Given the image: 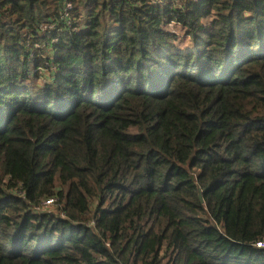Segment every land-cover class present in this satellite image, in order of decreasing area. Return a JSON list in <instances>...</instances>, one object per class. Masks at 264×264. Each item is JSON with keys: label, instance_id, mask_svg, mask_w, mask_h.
Returning a JSON list of instances; mask_svg holds the SVG:
<instances>
[{"label": "trees", "instance_id": "trees-1", "mask_svg": "<svg viewBox=\"0 0 264 264\" xmlns=\"http://www.w3.org/2000/svg\"><path fill=\"white\" fill-rule=\"evenodd\" d=\"M67 1L0 0V264H264V0Z\"/></svg>", "mask_w": 264, "mask_h": 264}, {"label": "built area", "instance_id": "built-area-1", "mask_svg": "<svg viewBox=\"0 0 264 264\" xmlns=\"http://www.w3.org/2000/svg\"><path fill=\"white\" fill-rule=\"evenodd\" d=\"M72 8H73V5L69 1L65 0V7L63 9V15L65 18L70 17ZM51 201L52 200H47L45 203L48 204V203H51ZM256 245L257 247H264V242L260 241Z\"/></svg>", "mask_w": 264, "mask_h": 264}, {"label": "rangeland", "instance_id": "rangeland-1", "mask_svg": "<svg viewBox=\"0 0 264 264\" xmlns=\"http://www.w3.org/2000/svg\"><path fill=\"white\" fill-rule=\"evenodd\" d=\"M170 31H172V32H181L180 31V29H179V27L178 26H176V25H174V24H170L168 27H167ZM179 34H182V33H179ZM187 42V41H186ZM42 80V79H41ZM40 80V81H41ZM46 206H48L47 208H44L43 210L44 211H54V210H56V205L55 204H53V203H48Z\"/></svg>", "mask_w": 264, "mask_h": 264}, {"label": "water", "instance_id": "water-1", "mask_svg": "<svg viewBox=\"0 0 264 264\" xmlns=\"http://www.w3.org/2000/svg\"><path fill=\"white\" fill-rule=\"evenodd\" d=\"M198 190H199V197L203 201V191L201 190L200 187L198 188Z\"/></svg>", "mask_w": 264, "mask_h": 264}]
</instances>
